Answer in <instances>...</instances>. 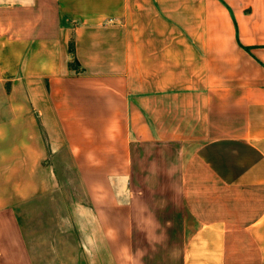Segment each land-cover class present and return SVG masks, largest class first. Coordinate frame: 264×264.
I'll return each instance as SVG.
<instances>
[{"label": "crops", "instance_id": "crops-1", "mask_svg": "<svg viewBox=\"0 0 264 264\" xmlns=\"http://www.w3.org/2000/svg\"><path fill=\"white\" fill-rule=\"evenodd\" d=\"M65 150L62 264H264V0H0V264Z\"/></svg>", "mask_w": 264, "mask_h": 264}, {"label": "rangeland", "instance_id": "rangeland-1", "mask_svg": "<svg viewBox=\"0 0 264 264\" xmlns=\"http://www.w3.org/2000/svg\"><path fill=\"white\" fill-rule=\"evenodd\" d=\"M59 159V160H58ZM57 163L66 172L57 174L59 184L55 189L20 207L21 215L27 216L37 264H62L79 255V235L68 215L70 203L83 197L76 174L65 150L57 156Z\"/></svg>", "mask_w": 264, "mask_h": 264}]
</instances>
